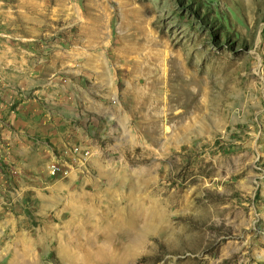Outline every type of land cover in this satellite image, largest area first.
<instances>
[{"label":"rangeland","instance_id":"1","mask_svg":"<svg viewBox=\"0 0 264 264\" xmlns=\"http://www.w3.org/2000/svg\"><path fill=\"white\" fill-rule=\"evenodd\" d=\"M0 264H264V0H0Z\"/></svg>","mask_w":264,"mask_h":264}]
</instances>
